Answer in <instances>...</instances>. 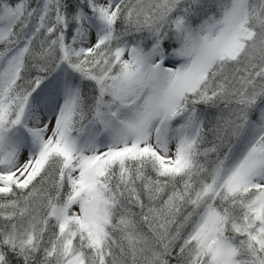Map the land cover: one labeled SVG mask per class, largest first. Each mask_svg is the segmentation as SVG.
Instances as JSON below:
<instances>
[{
	"label": "snow or ice",
	"instance_id": "1",
	"mask_svg": "<svg viewBox=\"0 0 264 264\" xmlns=\"http://www.w3.org/2000/svg\"><path fill=\"white\" fill-rule=\"evenodd\" d=\"M0 264H264V0H0Z\"/></svg>",
	"mask_w": 264,
	"mask_h": 264
}]
</instances>
